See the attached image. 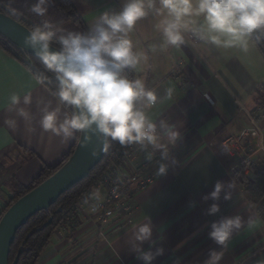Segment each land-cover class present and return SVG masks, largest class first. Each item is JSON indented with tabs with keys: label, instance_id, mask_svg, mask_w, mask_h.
<instances>
[{
	"label": "crops",
	"instance_id": "1",
	"mask_svg": "<svg viewBox=\"0 0 264 264\" xmlns=\"http://www.w3.org/2000/svg\"><path fill=\"white\" fill-rule=\"evenodd\" d=\"M72 2L91 29L103 11L117 12L125 0ZM160 19L149 15L132 34L137 50L147 57L134 71L147 89L155 91L156 106L147 116L157 125L168 156L162 158L163 149L152 146L157 156L154 160L159 159L150 165L154 181L138 192L139 212L132 225L123 229L113 225L104 236L91 222L74 231H57L38 264H142L132 251L136 243L133 232L134 226L148 222L155 243H146L143 248L164 249L152 264H206L211 251L222 253L218 264H264V223L248 200L245 187L232 173L236 158L223 145L229 137L252 126L258 89L264 84V55L256 42L249 41L244 51L216 47L191 33H185V44L179 48L162 46L164 40L156 27ZM177 66L188 76V88H181L172 77ZM33 88L31 70L0 48V125L8 117L19 121L16 131L0 127V214L14 195V184L28 186L43 168L59 165L78 139V132L67 141L42 133L38 123L35 132L26 130L9 97ZM33 101L37 121V101L58 106L56 99L39 88L33 91ZM61 107V119L65 113L71 114L66 106ZM161 120L180 133L175 144L169 143L160 130ZM251 145V151L264 156L258 139ZM161 164L167 166L164 174L159 172ZM218 181L224 184L220 199H205ZM225 193H230V199H224ZM213 203L218 204L219 211L209 215ZM237 215L241 228L233 231L226 246L209 237L213 222ZM251 221L256 224L249 227Z\"/></svg>",
	"mask_w": 264,
	"mask_h": 264
},
{
	"label": "clouds",
	"instance_id": "2",
	"mask_svg": "<svg viewBox=\"0 0 264 264\" xmlns=\"http://www.w3.org/2000/svg\"><path fill=\"white\" fill-rule=\"evenodd\" d=\"M47 3L48 0H35L27 12L12 6L7 12L28 25L25 16L44 17L48 13ZM149 15L161 17L156 27L164 40L162 46L179 48L185 44V33H191L216 47H239L247 51L249 41L254 43L264 35V0H125L119 11H103L91 26V34L60 35L59 49L52 45L57 34L65 32L60 24L45 20L28 25L24 29L23 49L30 57L26 63L34 78V88L23 95L14 93L9 97L26 130L35 132L38 123L42 133L67 141L74 133L94 127L106 139L118 140L121 144L147 143L163 149L162 158H167V145L160 143L157 125L144 110L155 105V91L147 89L143 79H129L123 74L126 68L136 69L147 60L144 52L137 50L132 34ZM33 56L39 60V69L33 64ZM53 79L58 83L55 91L49 87ZM37 88L48 92L58 105L52 107L37 101L38 121L32 107L33 91ZM61 106H72L74 110L61 119ZM2 126L16 131L19 121L8 117ZM159 128L169 143L175 144L180 139V133L165 121H160ZM166 168L161 164L159 172L164 174ZM223 189L224 184L218 181L205 199L219 200ZM95 196L100 198L99 191ZM224 199H230V193H225ZM218 211V204L213 203L208 214ZM255 224L256 221H251L249 227ZM239 228V215L227 217L211 224L209 237L226 246L233 231ZM133 236L136 243L132 251L138 254L136 258L142 264H152L164 254L160 247L143 248L146 243H155L150 222L134 226ZM221 258V252L211 251L206 264H218Z\"/></svg>",
	"mask_w": 264,
	"mask_h": 264
},
{
	"label": "trees",
	"instance_id": "3",
	"mask_svg": "<svg viewBox=\"0 0 264 264\" xmlns=\"http://www.w3.org/2000/svg\"><path fill=\"white\" fill-rule=\"evenodd\" d=\"M34 2L35 0H0V12L20 22L16 19V17L8 14V8L12 6L20 9L21 11L27 12V9L30 8L31 4ZM46 6L48 7V13L44 17H36L34 14H28L25 16V23L31 25L43 23L45 20H47L54 24H60L61 27L65 29V32L57 34L56 38H54L53 46L60 48L61 45L59 43V36L62 34H67V32L81 33L84 35L91 34L90 28L86 25L72 0H48ZM28 25L24 26L29 27ZM255 42L264 55V35H261L259 39L255 40ZM0 48L30 69L25 62L26 55L7 42L1 35ZM35 63L39 69L41 67L39 61L35 60ZM123 74L129 79H137L134 69L126 68ZM49 87L52 91H55L58 88V83L52 82ZM66 107L71 112L73 111L72 106ZM79 133L80 131L78 132V136ZM124 145L125 144H121L118 140H112L109 138L108 148L104 160L96 167L89 177L75 186L72 190L63 194L48 211H42L33 216L29 222L17 232L16 240L11 248L10 264L14 262L19 248L25 241L24 252L20 257L18 264H38L42 255L50 247L53 237L57 231L65 229L74 231L75 228L82 224L81 220L75 213L76 205L84 196L89 194L95 182L103 177L104 174L111 167H113L119 152ZM74 148L75 145L72 148L70 154L65 157L64 160L56 167L43 168L39 176L28 186H22L17 183L14 184V195L12 196L3 213L19 198L32 191L46 179L51 177L58 170V168H60L67 161L69 156L73 153ZM240 167L241 170H244L245 166L241 161ZM256 175V178L250 181V184L246 189V193L248 200L253 206L256 207L257 213L264 223V171H258ZM243 177L245 180L246 177ZM243 183L244 182L242 181V184ZM2 214H0V218ZM51 216L54 217L53 222L44 228V225L49 221Z\"/></svg>",
	"mask_w": 264,
	"mask_h": 264
},
{
	"label": "built area",
	"instance_id": "4",
	"mask_svg": "<svg viewBox=\"0 0 264 264\" xmlns=\"http://www.w3.org/2000/svg\"><path fill=\"white\" fill-rule=\"evenodd\" d=\"M172 77L181 88H188V76L179 66L173 70ZM259 93H264V84L259 87ZM207 98L214 103L209 94H207ZM257 104V115L252 121V126L243 130L238 136L229 137L223 142L226 150L234 158L241 157V152L245 149L251 150L252 140L258 139L260 150H264V131L262 129L264 101L258 100ZM155 106L156 103L153 107L144 109L146 114L148 115ZM157 131L160 135L158 127ZM147 153L150 158L144 156ZM156 157L150 144H125L113 167L95 182L89 194L76 205L75 213L81 222L95 224L100 236H104L106 230L113 225L120 229L132 225L139 212L137 194L152 185L154 181V174L149 162ZM246 160L249 161V158L246 157ZM232 173L234 175L238 173L235 167L232 168ZM97 191L100 194L99 199L95 196ZM93 208L95 211L92 210Z\"/></svg>",
	"mask_w": 264,
	"mask_h": 264
},
{
	"label": "water",
	"instance_id": "5",
	"mask_svg": "<svg viewBox=\"0 0 264 264\" xmlns=\"http://www.w3.org/2000/svg\"><path fill=\"white\" fill-rule=\"evenodd\" d=\"M27 28L12 17L0 12V35L26 55L25 62L30 58L23 49L26 35L24 29ZM52 47L59 49L53 45ZM31 59L38 69L35 63L38 59L35 56ZM52 82L56 81L53 79L50 84ZM108 142L109 138L106 139L101 133L95 131L94 127L80 131L74 151L67 161L51 177L7 208L0 218V264H10L11 248L16 240L17 232L33 216L39 212L48 211L63 194L89 177L104 160ZM53 219L54 217L51 216L44 228L49 226ZM25 242L19 248L12 264L19 263Z\"/></svg>",
	"mask_w": 264,
	"mask_h": 264
},
{
	"label": "rangeland",
	"instance_id": "6",
	"mask_svg": "<svg viewBox=\"0 0 264 264\" xmlns=\"http://www.w3.org/2000/svg\"><path fill=\"white\" fill-rule=\"evenodd\" d=\"M264 95V93H259L258 94V100H263L264 101V97H262ZM251 149L253 148L252 145H250ZM241 157L236 158V163L234 164L233 167H235L237 169V171H239L238 173H236V178L238 183L242 184V181L244 182L242 184V186L245 187V189H247V187L250 184V181L254 180L256 178V174L257 172H261L264 171V156L262 155H256V151L254 150H250V149H245L244 151L241 152ZM246 157L249 158V161L246 160ZM159 159L156 160H151L149 162L150 165H154L156 164V162ZM240 161L244 164V170H241L240 167ZM246 177V179L244 180V177Z\"/></svg>",
	"mask_w": 264,
	"mask_h": 264
}]
</instances>
